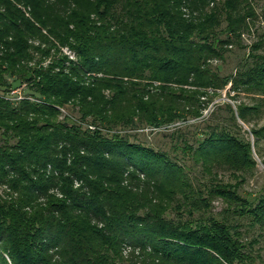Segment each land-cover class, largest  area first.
<instances>
[{"label":"trees","instance_id":"16d2710c","mask_svg":"<svg viewBox=\"0 0 264 264\" xmlns=\"http://www.w3.org/2000/svg\"><path fill=\"white\" fill-rule=\"evenodd\" d=\"M256 20L253 0H0V264H264V192L238 191L260 106L236 104H264V25L211 64Z\"/></svg>","mask_w":264,"mask_h":264},{"label":"rangeland","instance_id":"374dc122","mask_svg":"<svg viewBox=\"0 0 264 264\" xmlns=\"http://www.w3.org/2000/svg\"><path fill=\"white\" fill-rule=\"evenodd\" d=\"M253 6L255 8L256 13L258 14V21L256 20L254 22V27H253L252 33L242 34L241 38H242V45L244 48H241L237 45H232L230 48L231 50L226 53L223 61H218V62L213 61L211 63L212 65L218 64L220 67L221 73H228V72L232 71L233 68L236 67L235 65H237L240 62V60L247 58L248 46L253 41L256 40V35H257L256 32L261 30L260 28L264 25L263 24L264 19H263V14H262L264 12V0H253ZM62 50L65 52H68V50L66 48H63ZM19 89H20V87H19ZM18 91L19 90L17 89V92ZM228 91H229V84L226 85L225 88L221 90L220 96L215 97L213 99L212 103H210L208 105V107L206 108V110H204L203 115H205L206 118L209 117V114L222 101H227V102L231 103L232 105H234V101L230 100L226 96ZM251 102H255L254 103L255 105L260 106V111H259L258 115L257 116L250 115V117H248L249 121L247 122V124L242 123V121L239 118L237 119V122L239 123V125L242 126L243 130L247 131L246 136L251 143V156L255 162V166H254V169L246 175L244 181L240 183L238 191L244 195L249 193V194H252L253 196L254 195L256 196L259 193L264 192V163L262 162L264 160V139L262 138L261 140H259L258 147H260L261 151H260V154H258V153L256 154V152H257L256 146L254 148L252 146L253 137L250 133L249 128H256L257 129V128H260L264 125V104L262 102L253 101L250 96H247L244 93H241L240 95H238V97L236 99V104H238V103L249 104ZM233 108L235 109V106H233ZM235 114H236V111H235ZM148 131L149 130H147V129L145 130L146 133ZM148 135H149V139H151L152 138L151 134H148ZM165 147L168 149L167 145H165ZM218 178L223 183L233 184L235 181H238L240 179V175H236V174L233 175V174H230V172H219ZM5 190L6 189L4 188V186L0 185L1 197H5V195L3 194L5 192ZM213 206H214V210L218 211L223 207V203L220 200H215L213 203ZM243 230H245V227L241 226V231H243ZM256 236H258L257 231H256V233L253 234V237H256ZM247 238H249V237L247 236ZM256 239H257V243H255L253 245V250L258 252L260 255L264 256V236L262 238H256ZM6 259H7V257H6Z\"/></svg>","mask_w":264,"mask_h":264}]
</instances>
